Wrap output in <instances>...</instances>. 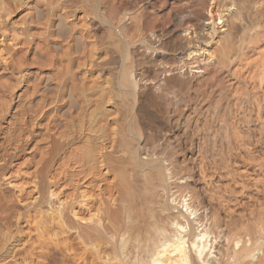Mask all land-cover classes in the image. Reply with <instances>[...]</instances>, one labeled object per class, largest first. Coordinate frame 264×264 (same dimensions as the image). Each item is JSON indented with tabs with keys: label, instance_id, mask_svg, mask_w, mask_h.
I'll list each match as a JSON object with an SVG mask.
<instances>
[{
	"label": "bare ground",
	"instance_id": "1",
	"mask_svg": "<svg viewBox=\"0 0 264 264\" xmlns=\"http://www.w3.org/2000/svg\"><path fill=\"white\" fill-rule=\"evenodd\" d=\"M92 1L0 0V264H264V0Z\"/></svg>",
	"mask_w": 264,
	"mask_h": 264
},
{
	"label": "rangeland",
	"instance_id": "2",
	"mask_svg": "<svg viewBox=\"0 0 264 264\" xmlns=\"http://www.w3.org/2000/svg\"><path fill=\"white\" fill-rule=\"evenodd\" d=\"M8 2V3H7ZM94 2V3H93ZM100 2V1H99ZM98 0H95V1H92L91 3H87L86 2H83V4L88 7L91 11L93 12L92 15L98 19L99 23L100 24H104V26H106V22L104 20V16H103V9H102V3L99 4ZM14 4V6H13ZM11 6V16L12 17H17V16H20L21 15V12L20 10L23 12V10L25 9V5L23 4H17L15 2L12 3V0H6V3H5V7L7 8L8 6ZM19 5H20V8H19ZM101 6V7H100ZM16 7V8H15ZM93 7V8H92ZM100 7V8H99ZM24 8V9H23ZM95 8V9H94ZM98 8V9H97ZM19 11H18V10ZM3 11V9H1ZM13 10V11H12ZM13 12V13H12ZM20 12V14L18 13ZM96 13V14H95ZM101 13V15H100ZM16 14V15H15ZM19 14V15H18ZM98 14V15H97ZM102 19V20H101ZM104 21V23H103ZM8 25L6 24H3L1 25L0 24V106L2 103L6 102L9 100V91H7L4 86V81H6V78L8 79L9 76H10V71L15 67L16 65V62L19 61L22 56L24 55V48H23V44H22V37L21 35L19 34L20 31L22 30L21 26L19 28V25L17 26H13L11 25L10 23H7ZM107 27V26H106ZM14 28V29H13ZM18 28L21 29L18 31ZM13 29V30H12ZM18 32V33H16ZM101 32V33H100ZM100 32L98 33V37L100 36V38L102 37V31L100 30ZM5 33V34H4ZM10 35V36H9ZM2 36V37H1ZM5 36V37H4ZM97 37V38H98ZM98 38V40L100 39ZM11 41H10V40ZM3 40V41H2ZM19 41V42H18ZM37 41V44L36 42L33 44L34 46H32V48L30 50L32 51H29L28 53H26V58H27V62L29 63L28 67H35L37 66V63L33 62L36 60V58H34L36 55H39V54H36L35 52H38L36 50V45H38V40ZM16 43L18 45H16ZM124 43V42H123ZM15 46H14V45ZM36 44V45H35ZM22 46V47H21ZM125 43L124 44H119L118 46H116V51L117 53L119 54V56L123 57L126 55V51H125ZM22 48V49H21ZM122 48H123V52H122ZM24 49V50H23ZM19 50V51H18ZM36 50V51H34ZM23 52V54H22ZM36 55H35V54ZM40 53V52H38ZM31 55V56H30ZM40 56H41V53H40ZM31 57V58H30ZM37 57V56H36ZM18 58V59H16ZM38 58V57H37ZM14 59V60H13ZM33 60V61H32ZM14 61V62H13ZM16 61V62H15ZM37 61V60H36ZM33 63V64H32ZM9 64V65H8ZM6 65V66H5ZM8 65V66H7ZM11 69V70H10ZM109 70H106L104 69V71L102 72V75H104V77H101L100 79H105V78H108L107 76L105 77V75L108 74L109 78L108 79H111L114 81V83L117 82V77L114 75V76H111L109 75ZM106 73V74H105ZM3 76V77H2ZM183 87V89H182ZM178 88L181 90V93L183 92L182 90H184V85H180V87L178 86ZM2 90V91H1ZM4 91V92H3ZM2 93V94H1ZM7 96V97H6ZM5 100H4V99ZM3 99V100H2ZM156 106V107H155ZM164 106V107H162ZM157 105V103L153 100H150L149 98H146L141 106V110H140V118H141V121H142V126H143V130H144V134L146 136V144L147 146L149 147H152L153 144H157L159 143V145L157 146V149H162L163 146L165 145V139H164V135L167 133H169V131L167 132L166 130H169L170 128L167 127V123L165 121V118H164V115H165V112L167 111L168 108L165 107V105ZM158 107V109H156ZM162 107V108H161ZM155 110V112H152V109ZM166 108V109H165ZM157 115V117H156ZM159 116V117H158ZM82 117V116H81ZM85 119V116H83ZM161 118V119H160ZM82 120V118H81ZM148 121V122H147ZM161 121V122H160ZM144 122V123H143ZM156 123V124H155ZM160 123V124H158ZM147 124V125H146ZM155 124V125H154ZM129 125V122H127V126ZM158 125V126H157ZM145 126V127H144ZM156 126L158 128H156ZM162 126V127H161ZM147 130V131H146ZM149 130V131H148ZM165 130V131H164ZM161 133H163L161 135ZM149 136V137H148ZM163 139L164 141V145H163V141H160V139ZM161 139V140H162ZM156 141V143H155ZM153 142V143H152ZM161 143V144H160ZM152 144V145H151Z\"/></svg>",
	"mask_w": 264,
	"mask_h": 264
}]
</instances>
